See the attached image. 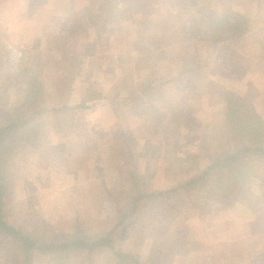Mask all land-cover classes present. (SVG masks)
Segmentation results:
<instances>
[{"label": "rangeland", "instance_id": "1", "mask_svg": "<svg viewBox=\"0 0 264 264\" xmlns=\"http://www.w3.org/2000/svg\"><path fill=\"white\" fill-rule=\"evenodd\" d=\"M110 2L0 0L6 107L21 97L17 76L35 65L44 75L48 109L87 106L74 111L66 130L54 129L46 113L39 132L17 145L15 180L4 199L6 221L15 227L47 226L56 237L109 231L128 201V173L145 191L168 190L234 149L223 93L239 96L264 119V0L218 2L252 23L233 48L231 67H219L212 49L183 41L177 31L206 15L210 0H118L89 26L85 9ZM61 63L71 72L63 85ZM59 144L63 151L51 153ZM247 168L252 178L241 185L249 194L240 202L195 189L182 203L142 200L114 230V247L142 264H264V163ZM31 264L115 261L99 251L90 258L38 255Z\"/></svg>", "mask_w": 264, "mask_h": 264}, {"label": "trees", "instance_id": "2", "mask_svg": "<svg viewBox=\"0 0 264 264\" xmlns=\"http://www.w3.org/2000/svg\"><path fill=\"white\" fill-rule=\"evenodd\" d=\"M111 2L106 8L95 9L96 4L93 3L85 9L89 26L97 25L100 14L115 10L113 4L118 0ZM218 2L210 0L206 15L181 23L177 31L183 41L200 43L212 49L219 67H231L235 55L233 48L251 31L252 23L244 14ZM72 59L77 68V56L73 55ZM63 65L61 63L60 73H57L58 84L62 85L65 81L70 82L71 73ZM16 86L20 87L21 97L11 110L6 107L3 89H0V262L3 264H31V259L38 255H84L90 258L99 251H107L115 264H142L132 254L117 250L112 242L114 230L134 214L139 202L179 199L182 203L191 189L212 199L230 198L233 202H240L249 194L241 185L243 178L247 181L252 178L247 167L254 162L264 163V119L239 96L225 92L224 118L229 136L236 145L233 150L211 158L192 178L172 189L145 191L144 183L133 172L128 173V201L120 207L113 228L102 234L56 237L49 235L47 226L31 230L15 227L6 221L4 199L15 180L13 157L17 145L24 138L39 132L46 113L51 114L54 129L66 130L72 126L74 111L87 108L83 104H63L48 109L45 105L44 75L39 72V65L22 70L17 76ZM146 89L129 95L128 99H138ZM137 114L132 112V115ZM57 149L63 151L64 144L53 146L51 153Z\"/></svg>", "mask_w": 264, "mask_h": 264}]
</instances>
